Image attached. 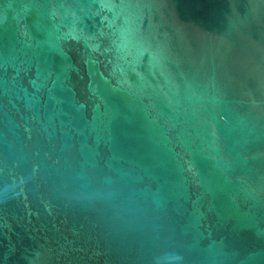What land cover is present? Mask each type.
<instances>
[{"label": "water", "instance_id": "1", "mask_svg": "<svg viewBox=\"0 0 264 264\" xmlns=\"http://www.w3.org/2000/svg\"><path fill=\"white\" fill-rule=\"evenodd\" d=\"M0 264H264V0H0Z\"/></svg>", "mask_w": 264, "mask_h": 264}]
</instances>
